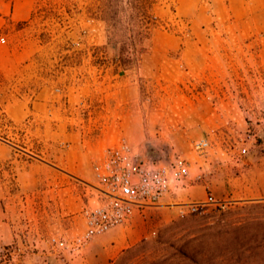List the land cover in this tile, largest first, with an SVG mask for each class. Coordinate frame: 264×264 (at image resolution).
Instances as JSON below:
<instances>
[{
  "label": "rangeland",
  "instance_id": "1",
  "mask_svg": "<svg viewBox=\"0 0 264 264\" xmlns=\"http://www.w3.org/2000/svg\"><path fill=\"white\" fill-rule=\"evenodd\" d=\"M0 35V207L19 247L73 259L53 239L83 236L112 201L99 172L124 147L167 181L118 226L143 230L129 249L200 259L250 239L264 220V0H0Z\"/></svg>",
  "mask_w": 264,
  "mask_h": 264
},
{
  "label": "built area",
  "instance_id": "2",
  "mask_svg": "<svg viewBox=\"0 0 264 264\" xmlns=\"http://www.w3.org/2000/svg\"><path fill=\"white\" fill-rule=\"evenodd\" d=\"M7 43V39L0 35V44ZM195 149L204 152L209 148L208 140L195 142ZM100 171V168L98 169ZM179 176L187 175V168L183 162H179ZM101 181L109 191L104 193L111 198V202L104 208L88 211V227L86 233L72 243L53 239L57 248L67 249L72 255L80 253L92 240L114 228L127 223L133 214V207L144 208L154 204L162 196L167 181L161 175L150 178L149 174L135 164L129 156L128 148L123 151H112L106 160L103 170L99 172ZM136 177L141 180L137 182ZM215 203L213 198L206 202L186 205L192 212ZM182 217L185 211H182ZM9 251H6L8 253Z\"/></svg>",
  "mask_w": 264,
  "mask_h": 264
},
{
  "label": "crops",
  "instance_id": "3",
  "mask_svg": "<svg viewBox=\"0 0 264 264\" xmlns=\"http://www.w3.org/2000/svg\"><path fill=\"white\" fill-rule=\"evenodd\" d=\"M6 10V8L4 9ZM5 145L12 149L13 152L21 154L27 159H41L48 162L52 167H58L55 163L44 159L28 149H24L11 141L3 140ZM29 161V160H28ZM257 193L252 196V199H264V168L260 174V188ZM136 230H129L125 233L120 227L96 237L92 240L80 253L71 255L73 259L67 264H111L125 250L129 249L140 240L143 235V230L133 223ZM26 244L27 241H24ZM18 235L16 233L13 222L6 216V211L0 207V257L6 250L10 251V247L17 246ZM28 246L21 245L15 248V252L11 253L9 260L1 264H61L58 256L54 253L35 252L29 250ZM22 254V256L20 255Z\"/></svg>",
  "mask_w": 264,
  "mask_h": 264
},
{
  "label": "trees",
  "instance_id": "4",
  "mask_svg": "<svg viewBox=\"0 0 264 264\" xmlns=\"http://www.w3.org/2000/svg\"><path fill=\"white\" fill-rule=\"evenodd\" d=\"M258 223L249 240L241 241L236 249L225 250L217 257L205 255L198 259L199 256H191L180 249L170 252L156 247V243L150 245L143 241L124 251L112 264H264V220Z\"/></svg>",
  "mask_w": 264,
  "mask_h": 264
}]
</instances>
